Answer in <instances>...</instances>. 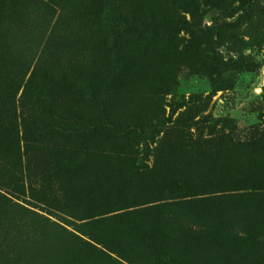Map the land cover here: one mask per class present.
Returning <instances> with one entry per match:
<instances>
[{
  "label": "rangeland",
  "instance_id": "374dc122",
  "mask_svg": "<svg viewBox=\"0 0 264 264\" xmlns=\"http://www.w3.org/2000/svg\"><path fill=\"white\" fill-rule=\"evenodd\" d=\"M0 264H264V0H0Z\"/></svg>",
  "mask_w": 264,
  "mask_h": 264
}]
</instances>
